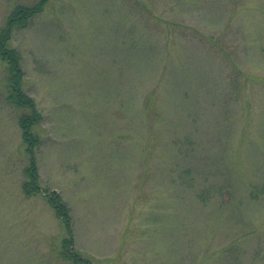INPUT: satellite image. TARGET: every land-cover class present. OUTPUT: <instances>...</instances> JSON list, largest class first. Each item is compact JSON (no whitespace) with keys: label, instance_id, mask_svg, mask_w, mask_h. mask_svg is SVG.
<instances>
[{"label":"rangeland","instance_id":"obj_1","mask_svg":"<svg viewBox=\"0 0 264 264\" xmlns=\"http://www.w3.org/2000/svg\"><path fill=\"white\" fill-rule=\"evenodd\" d=\"M0 0V31L18 6ZM10 46L40 184L91 264H264V0H49ZM0 58V264H72ZM16 208V210H14ZM38 259V260H36Z\"/></svg>","mask_w":264,"mask_h":264},{"label":"trees","instance_id":"obj_2","mask_svg":"<svg viewBox=\"0 0 264 264\" xmlns=\"http://www.w3.org/2000/svg\"><path fill=\"white\" fill-rule=\"evenodd\" d=\"M48 1L38 0V3L33 6H18L10 13L6 26L0 31V58L9 65L10 85L13 88L8 97L10 102L18 108H25L31 111L30 114H23L19 118L23 141L30 155V164L24 169L28 180L23 182L22 190L27 196L37 194L46 196L57 217L66 225L69 237L63 241L60 257L70 261L72 264H91L90 260L82 258L78 252L74 251L72 220L68 206L56 191L44 188L40 184L35 158V151L40 145V137L34 134L33 127L40 123L42 116L37 111L36 102L22 90L24 72L21 66V56L17 50L10 46L13 31L18 27H26L30 19L44 11Z\"/></svg>","mask_w":264,"mask_h":264},{"label":"crops","instance_id":"obj_3","mask_svg":"<svg viewBox=\"0 0 264 264\" xmlns=\"http://www.w3.org/2000/svg\"><path fill=\"white\" fill-rule=\"evenodd\" d=\"M1 207V209H2V211L3 212H5L6 210L7 211H10V210H8L7 208H6V205H2V206H0ZM14 210H16V208H14ZM36 260H38V259H36ZM30 264H32V260L31 259H29V260H27Z\"/></svg>","mask_w":264,"mask_h":264}]
</instances>
